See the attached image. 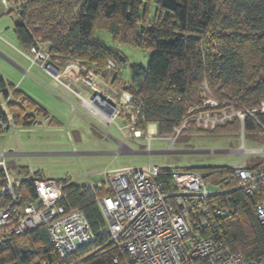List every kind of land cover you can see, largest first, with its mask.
Wrapping results in <instances>:
<instances>
[{
	"label": "trees",
	"instance_id": "trees-1",
	"mask_svg": "<svg viewBox=\"0 0 264 264\" xmlns=\"http://www.w3.org/2000/svg\"><path fill=\"white\" fill-rule=\"evenodd\" d=\"M143 1L18 0L14 2L18 22L13 30L19 46L29 52L39 40L46 44L51 61L61 68L77 63L82 69L102 72L109 61L117 69L124 66L118 55L93 40V31L98 29L119 43L150 50L146 69L130 67V87L121 89L118 78L111 85L143 102V129L155 124L160 137L173 135L189 108L198 103L203 84L217 100L239 97L248 110L264 101V0H159L148 29L140 25ZM0 89H5L1 79ZM14 97L23 98L22 105L10 107L16 127H32L33 119L24 118L28 110H36L37 115L46 118L42 109L18 92ZM243 129L247 136L261 133L249 119ZM174 170L197 172L206 183L222 184L224 188L234 185L229 167H164L160 180L167 189L172 187L169 173ZM60 184L64 186L67 208L85 216L95 240L62 262L46 230L39 228L0 246V264H111L115 251L105 237L98 235L105 222L92 194L85 191V186ZM19 192L25 201L34 199L29 183L22 184ZM97 194L102 197L105 193L97 190ZM233 195L237 209L219 219L217 227L227 250L253 260L264 255V234L254 217L252 202L241 193ZM22 241L28 244L26 251L21 248Z\"/></svg>",
	"mask_w": 264,
	"mask_h": 264
},
{
	"label": "built area",
	"instance_id": "built-area-1",
	"mask_svg": "<svg viewBox=\"0 0 264 264\" xmlns=\"http://www.w3.org/2000/svg\"><path fill=\"white\" fill-rule=\"evenodd\" d=\"M6 13L16 12L17 6L9 0H0ZM32 64L40 63L47 72H58L50 62L48 50L37 43L30 50ZM44 64L45 67H44ZM109 68L113 65L108 62ZM70 80L94 89L97 80L94 73L83 74L66 69ZM54 79L60 83L59 75ZM67 88L68 85H64ZM206 88L203 84L202 89ZM109 91L118 103L113 108V118H121V132L130 140H145L149 152L152 134L144 137L145 106L128 91ZM17 88L0 89V135L16 129L12 105H22L23 98L16 99ZM201 94V93H200ZM113 98L105 96L106 101ZM215 100V102H214ZM218 107L216 99L208 101ZM190 110V109H189ZM189 110L187 113H189ZM238 119L241 123L242 151L240 165L229 167L234 185L224 188L222 184H210L194 171L174 170L169 173V189L161 177V167L151 164L138 169L102 173L104 179L85 185L92 194L105 222L98 235L107 239L115 251L111 264H264V255L247 260L241 253L226 249L217 221L235 213L234 193H241L252 202L254 217L264 234V154L261 149L246 150L243 147L244 122L249 119L264 134V101L255 109L235 113H205L195 118L198 128L214 130L226 119ZM24 118H32V126L39 124L37 111L26 112ZM189 130V119L173 129L177 139ZM10 152H0V246L12 237H18L44 228L54 251L62 262L78 253L95 240L91 227L79 210H69L66 205L64 186L52 180H43L8 168ZM246 156L251 158L247 161ZM29 183L34 199L25 201L19 188ZM97 190H103L100 197ZM39 264V262H36ZM57 264V263H53ZM69 264H82L74 261Z\"/></svg>",
	"mask_w": 264,
	"mask_h": 264
},
{
	"label": "rangeland",
	"instance_id": "rangeland-1",
	"mask_svg": "<svg viewBox=\"0 0 264 264\" xmlns=\"http://www.w3.org/2000/svg\"><path fill=\"white\" fill-rule=\"evenodd\" d=\"M15 1L18 0H9L11 4ZM158 2L159 0L143 1L140 25L144 29H148L153 23ZM17 22L16 15L7 14L0 3V79L4 82L6 90L10 91L16 87L22 97L46 113V118L37 115L38 125L28 129L16 127L0 135V152H10L6 158L8 168L25 175L32 172L39 179L57 183L68 182L81 187L102 181V173L138 169L148 164L161 168L186 169L234 167L242 162V151H239L242 144V127L238 119L232 117V122L226 119L214 130L198 128L194 121L205 113L230 114L248 110L241 105L239 97L224 96L223 100H217L207 85L206 88H201L198 103L186 113L189 130L183 131L172 142L170 138L174 136L160 137L158 134H152L147 153L145 140H130L116 128L103 129L90 124L87 118L92 120L93 115L84 114L69 97L70 92L78 90L75 84L70 82V89L65 88L51 73L42 69L40 63L32 64L34 56L19 46L13 30ZM92 38L124 61V66L120 69L114 64L107 68V63L103 71V82L111 89L114 90V87L110 82L115 78L120 81L121 89L130 87L131 66L138 65L144 69L148 67L152 54L150 50L119 43L111 34L100 29L93 31ZM37 43L47 51L46 44L40 40ZM50 62L55 65L56 70L66 68ZM71 64L79 68L77 71L80 74H83L84 70L95 73L92 68L82 69L77 63ZM213 99L218 103L217 108L208 103ZM120 122L118 117L116 123ZM108 134L121 141L131 153L112 155L118 147ZM148 136L149 132L144 134L145 138ZM243 147L246 150L264 151V134L247 136L244 132ZM250 158L245 157L247 161ZM260 159H264V154ZM20 245L22 250L28 249L25 241L20 242Z\"/></svg>",
	"mask_w": 264,
	"mask_h": 264
},
{
	"label": "crops",
	"instance_id": "crops-1",
	"mask_svg": "<svg viewBox=\"0 0 264 264\" xmlns=\"http://www.w3.org/2000/svg\"><path fill=\"white\" fill-rule=\"evenodd\" d=\"M70 67H74V69H70ZM66 69L77 72V69L79 68H76L74 64H69L63 70H58V72L55 73L59 75L61 85H68V89H70L69 83L71 82L72 84H75V86L78 88L77 91H73L71 89V91L73 92L69 93V97L72 99V101H74L78 108L82 112H84V114L91 113L93 115L92 120L87 118L90 124L94 127L103 129H111L113 127L116 128L119 132H121L120 128L123 126V120L120 118L121 122L116 123L117 118H113V108L111 107L116 106L118 101L116 96L109 91V85H105V83L103 82L102 75H104V72L102 71L94 73L98 80L94 84V89L96 90L95 92L91 88L84 86L79 82L70 80L68 74H64V71ZM55 73H53V75H55ZM64 87L67 88L66 86ZM114 90L119 91L121 89L114 88ZM108 94H110L113 98L111 101L105 100V96ZM148 132L149 134H157V126L155 124H149L146 128L145 133ZM108 137L113 141L114 145L118 147V150L112 152V155L131 153V150H129L125 145H123L121 141L116 140L109 134Z\"/></svg>",
	"mask_w": 264,
	"mask_h": 264
},
{
	"label": "flooded vegetation",
	"instance_id": "flooded-vegetation-1",
	"mask_svg": "<svg viewBox=\"0 0 264 264\" xmlns=\"http://www.w3.org/2000/svg\"><path fill=\"white\" fill-rule=\"evenodd\" d=\"M50 61H51V55H50Z\"/></svg>",
	"mask_w": 264,
	"mask_h": 264
}]
</instances>
